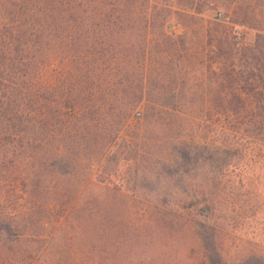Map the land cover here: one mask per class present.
<instances>
[{
  "label": "trees",
  "instance_id": "trees-1",
  "mask_svg": "<svg viewBox=\"0 0 264 264\" xmlns=\"http://www.w3.org/2000/svg\"><path fill=\"white\" fill-rule=\"evenodd\" d=\"M208 4L210 0H0V151L27 155L24 165L37 161L40 169L52 172L63 163L64 152L69 156L64 163L81 166L87 171L83 183H88L94 164L128 146L122 131L132 119L139 120V109L147 117L165 112L184 120L188 113L178 101L185 96L205 101L188 109L203 140L230 149L233 141L225 140L241 138L232 126L235 117H256L255 128L262 132L264 88L245 93L235 86L241 68L237 62L253 51L239 47L242 34H230L225 26L231 19H220L216 12L211 17ZM256 40L264 41V34ZM55 63L63 74H57L51 87L42 86L44 68ZM161 80L189 82L192 88H151ZM252 94L254 107L247 102ZM205 131L213 137L208 139ZM258 142L264 148V139ZM75 151L85 156L82 162L73 158ZM122 204L124 200L111 205ZM162 211L154 221L139 220L184 232L205 251L204 264L254 259L249 254L231 262L217 250L229 235L212 229L194 233L186 217ZM168 244L170 240L164 241L163 247ZM114 247L105 264H157L128 261ZM39 252L30 249L24 257L31 264L38 254H55ZM186 263L194 264L189 257L160 264Z\"/></svg>",
  "mask_w": 264,
  "mask_h": 264
},
{
  "label": "rangeland",
  "instance_id": "rangeland-1",
  "mask_svg": "<svg viewBox=\"0 0 264 264\" xmlns=\"http://www.w3.org/2000/svg\"><path fill=\"white\" fill-rule=\"evenodd\" d=\"M210 3V16L216 12L229 17L226 29L230 34L239 31V47L253 51L237 62L241 68L235 86L245 93L264 88V41L256 40L264 34V0ZM63 72L58 63L48 65L39 83L51 87ZM188 83L161 80L151 88L189 91ZM202 102L201 96L180 98L178 104L188 113L184 120L165 112L147 117L139 109V120L132 119L122 131L128 146L117 147L103 164H94L88 183H83L87 171L64 163L69 157L64 152L63 163L52 172L40 169L37 161L24 165L27 155L0 151V264H29L24 256L30 249L55 252L38 254L31 264H105L115 245L134 263L189 257L204 264L205 251L184 232L139 220L154 221L163 209L186 217L194 233L212 229L229 235L217 250L231 262L251 254L254 259L243 264H264V148L257 146L264 130H256V117H235L232 126L241 138L226 139L234 143L230 149L203 140L188 112ZM247 102L254 107L257 99L252 94ZM75 153L73 158L82 162L85 156ZM119 200L124 204L112 207ZM166 240L171 244L163 247Z\"/></svg>",
  "mask_w": 264,
  "mask_h": 264
},
{
  "label": "built area",
  "instance_id": "built-area-1",
  "mask_svg": "<svg viewBox=\"0 0 264 264\" xmlns=\"http://www.w3.org/2000/svg\"><path fill=\"white\" fill-rule=\"evenodd\" d=\"M218 17H219L220 19H226V20H227V18H225L224 16H222V14H219ZM138 115H139V114H138Z\"/></svg>",
  "mask_w": 264,
  "mask_h": 264
}]
</instances>
